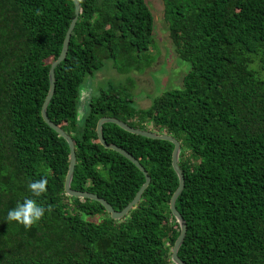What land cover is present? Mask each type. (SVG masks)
<instances>
[{"label":"trees","instance_id":"1","mask_svg":"<svg viewBox=\"0 0 264 264\" xmlns=\"http://www.w3.org/2000/svg\"><path fill=\"white\" fill-rule=\"evenodd\" d=\"M79 2L47 109L75 143L72 189L121 211L146 181L134 163L100 143L101 118L166 133L181 143L185 176L176 201L187 225L181 260L264 264V0H163L171 43L190 64L182 87L137 108L129 77L87 99L83 116L82 86L107 60L122 75L155 63V18L146 0ZM74 17L73 0H0V264H174L180 226L170 209L179 186L173 143L106 123V142L137 158L150 185L122 220L100 202L66 195L70 147L44 121L42 107ZM41 178L47 191L32 197L27 185ZM26 196L50 209L30 228L6 221Z\"/></svg>","mask_w":264,"mask_h":264},{"label":"water","instance_id":"2","mask_svg":"<svg viewBox=\"0 0 264 264\" xmlns=\"http://www.w3.org/2000/svg\"><path fill=\"white\" fill-rule=\"evenodd\" d=\"M73 1L75 4V17L73 18L71 25L67 31V34H66V37L64 40V44H63V48H62V52H61L60 56L51 64V68H50V72H49L50 89H49L48 95H47L45 102L43 104V107H42V117H43L44 121L52 129H54L57 133H59L68 142V145L70 147V165H69V170H68L66 180H65L66 195H68L70 197H77V198H82V199L88 198V199L100 202L105 207L108 214H110L112 219L122 220L123 218H125L130 213V211L135 206H137L139 204V202L141 201V199L143 197L144 192L146 191V189L150 185L151 177L149 176L148 172L146 171L144 166L139 162V160L137 158H135L131 153L127 152L125 149H123L117 145L108 144L106 142L105 137H104V133H103V125L106 123L116 124L119 127H121L122 129H124L127 132H130L132 134L140 135V136L151 138V139L166 140V141L173 143L175 147H174V151H173L172 164H173V168H174V170H175V172L179 178V186L171 198L170 209H171L173 216L175 217L176 221L178 222V224L180 226V235L177 238L174 246L171 249V260L174 264H185L181 260V258L179 257V249L181 248V246L183 245V242L185 240V237L187 234V225L185 223L183 216L180 214V212L177 210V207H176V201H177L178 197L180 196V194L182 193L184 186H185V176H184V174H183V172L179 166L181 143L178 139H176L173 136H170L166 133H157V132H152L149 130H141V129L133 128V127L129 126L127 123H125V122H123L117 118L103 117L99 120V122L97 124V134H98V138H99L100 143L106 149L114 150V151L120 153L121 155H123L124 157H126L127 159H129L132 163H134L137 166V168H139L143 172L146 181L143 184V186L140 188L138 193L136 194L133 201L121 211H116L108 201H106L104 198H100L97 194H94L91 192L77 191V190L72 189V187H71L74 172H75L76 162H77L75 143L69 134H67L60 126L56 125L54 122H52L49 119L47 109H48V106H49V104L53 98L54 93H55V88H56L55 70H56L57 66H59L66 59L68 49H69L71 35H72V32H73V30L77 24V21H78L79 15H80V11H81V5H80L79 0H73Z\"/></svg>","mask_w":264,"mask_h":264},{"label":"rangeland","instance_id":"3","mask_svg":"<svg viewBox=\"0 0 264 264\" xmlns=\"http://www.w3.org/2000/svg\"><path fill=\"white\" fill-rule=\"evenodd\" d=\"M155 18L154 47L152 53L156 61L151 68L144 73L119 74L113 67V60H107L102 69L83 84L81 93L80 115L83 116L88 104L87 99L99 95L109 84H120L132 77L136 81L134 90L135 105L137 108L149 107L155 97L164 91L181 88L184 75L190 70V64L182 61L175 52L168 31V24L164 18L163 0H146ZM154 129L152 125L149 126ZM94 219V218H92ZM95 219H98L95 218Z\"/></svg>","mask_w":264,"mask_h":264},{"label":"clouds","instance_id":"4","mask_svg":"<svg viewBox=\"0 0 264 264\" xmlns=\"http://www.w3.org/2000/svg\"><path fill=\"white\" fill-rule=\"evenodd\" d=\"M48 181L46 178L30 181L27 188L32 193V197H39L47 191ZM32 197H24L21 201H17L16 205L9 209L6 215V221H15L22 224L25 228H30L37 223L45 214L46 209L42 204L38 203Z\"/></svg>","mask_w":264,"mask_h":264}]
</instances>
